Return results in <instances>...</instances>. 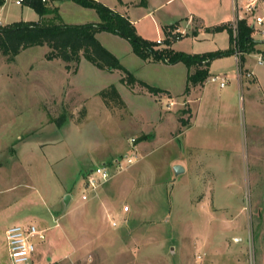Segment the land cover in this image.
<instances>
[{
  "label": "rangeland",
  "instance_id": "obj_1",
  "mask_svg": "<svg viewBox=\"0 0 264 264\" xmlns=\"http://www.w3.org/2000/svg\"><path fill=\"white\" fill-rule=\"evenodd\" d=\"M15 1L5 0L0 26L20 21L51 26L100 22L95 9L77 0H47L41 14ZM94 1L126 14L135 23L136 35L153 43L155 50L191 51V36L181 34L167 46L155 30L158 23L178 19V6L185 0H172L155 11L164 0ZM235 1L238 7L246 3ZM244 13L255 26L252 38L259 42L246 60L256 82L244 79L247 87L242 91L233 83L221 90L213 85L219 95L234 90L226 99L227 109L209 117L205 108L206 114L188 133L179 121H191L184 113L187 105L181 104L187 67L151 57L143 60L117 34L100 31L96 38L137 81L167 89L176 102L162 104V96L157 97L160 120L147 117L140 107L147 96L144 87L120 86L125 76L121 71H100L81 58L77 73L69 72L62 61L45 60L46 46L23 50L12 61L0 54V264H9L5 229L16 221L38 227L35 219L46 209L40 201L43 187L30 184L48 182L49 173L37 162L22 173L23 161L17 157V145L45 128H50L45 139H59L64 152L53 178L64 165L73 170L104 165L116 174L88 202L81 200L87 193L83 188H71L69 212L57 219L65 211L52 209L57 222H50L46 239L36 244L33 264H264V65L256 63L264 51V24L254 23L264 11ZM207 44L197 46L208 50ZM112 87L119 91V101L110 100ZM76 89L89 98L86 121ZM54 120L63 122L57 126ZM67 120L70 125H63ZM147 134L152 137L146 141ZM126 158L133 163L127 164ZM116 161L122 163L120 170ZM176 165L183 168L178 175Z\"/></svg>",
  "mask_w": 264,
  "mask_h": 264
},
{
  "label": "crops",
  "instance_id": "obj_2",
  "mask_svg": "<svg viewBox=\"0 0 264 264\" xmlns=\"http://www.w3.org/2000/svg\"><path fill=\"white\" fill-rule=\"evenodd\" d=\"M170 1L172 0L162 1L160 5H158L156 8H153L152 10L155 11L157 8H161L165 3H169ZM245 1L246 3L244 4L243 2H241V0H239V2H241V5L238 7L237 1L235 0H185V2L180 3V6H178V8L181 10V14L179 15L178 19L176 20L173 19V21H164L163 23H158L155 26L156 33L158 35L160 34L161 36H163V39L165 38V31L168 30V27L173 24L175 26L173 33H179V34H184L186 36H191L193 41L192 42L193 44L190 49L191 51L185 54L201 55L205 53H216V52L224 53L229 51L228 54H223L222 56L214 58L213 60L210 61L209 65L206 67V69L208 70V78L203 83L195 86L188 85L189 86L188 92H186V88H185L184 92L182 93L183 102L181 104L187 105L188 107V109L185 111V114L191 115V121L185 127L186 129L183 130L184 133H188L194 127V125L200 121V117L206 114L205 108L207 110L206 115L209 117L211 116L215 117L216 115L220 114L221 110L227 109L228 106L226 104V99L234 94L232 93L234 92V90H227L226 93L219 95L214 91L215 88L213 85H215L216 87H218V89L221 90V89H226L227 84L229 85L230 83H233L235 84L238 91H242L244 87H247V84L243 82L244 79H250V82L252 83L256 82V76L254 75L253 71H251V69L248 66H246V60L247 57L252 56V53L258 50L257 48L259 42L253 39L254 41L257 42L253 46L254 51L241 53L240 50L235 49L236 48L235 45L233 46V44H231L230 36L227 30H223L219 32H215L212 30L217 26L232 25L233 22L239 19L245 20L247 25H249L254 30L255 26L253 25L251 19L246 16L244 10L247 6H253L252 8L254 12L258 11L259 9L264 11V7L262 6L264 0H245ZM4 5H5V0H0V11L4 7ZM150 14L151 13L148 12V15ZM124 16L128 18L130 23L132 22L126 14H124ZM256 17H261V16L257 15ZM204 41L208 42L207 45L211 46L210 49L205 50L197 46L198 44H200V42H204ZM237 52H239L238 55ZM262 53H263L262 55H264V51ZM231 60H233L236 65L235 66L236 70L234 73H231L229 70L230 65L232 64ZM168 65H174V64H168ZM197 69L199 68L191 67L188 70V72L192 74ZM100 71H106V70H100ZM106 72H111V71H106ZM246 74H251V75L248 77L246 76ZM212 78H216L217 80L213 82ZM119 83L120 86L124 87L121 84L122 83L121 78L119 79ZM220 83H224V85L220 86ZM163 90H162L163 93H160L158 95H152L149 92L148 93L145 92V95L147 96L144 98V100L141 99L143 101L140 107L145 108L144 111L147 117H149V115H152L155 116L154 119L158 118L157 120H160V117H162L163 113L161 112V114H159V105L158 103L155 102L158 96H162L163 98L162 104L164 103V101L168 100L167 102L169 104H172L173 106L176 105V102L172 99V96L169 93V91H167V89H163ZM77 91L80 92L79 90ZM134 91H135L134 88L132 89V91H130V93L133 96L136 95L133 93ZM117 92L119 94L118 90ZM81 96L84 102L83 104L85 105L86 108V104L89 98L82 93ZM167 109L168 108H166V110ZM107 113L108 115L111 114L110 111H108ZM40 114L43 116L42 113ZM90 114H91L90 111L86 108L85 117L82 121H86V119L90 116ZM150 121H152V119H147L146 123H149ZM64 124L70 125V122L67 120L65 121V123H63V125ZM48 129L50 128L42 129L40 132L34 134L31 138L21 141L17 145V157L20 158V161H23V164L20 167L22 173L23 171H25V169H27V167L30 168L33 166L34 162H37V164H39L41 168L45 169V172L47 171L50 175L47 180L48 182H46V180L44 179L42 180L40 179L41 183L39 184L34 183V185L30 184V186H34V187H36V185L43 187V193H41L40 201L43 202L46 209L43 207V211L41 214L42 216H37V218L35 219V223L37 224L38 228L43 230H47L50 228L49 227V225L51 224L50 222L53 221L57 222L55 221L56 218L53 215L54 214L52 210L53 208L61 207L65 211V213L63 214L59 213L57 219L63 217V215L66 214V211L68 210L69 205L72 201V197H71L72 190L74 189L75 186H78L79 188H83L84 190L83 187L84 181L83 182L81 181L82 179L81 176L84 173L87 174L89 171L92 170L91 168L86 169V167H83L82 169L78 167L73 170L70 168V165L63 164L64 166H59L57 168L56 171L57 179L53 178V176H55L54 174L55 166H58L60 165V163H62L63 158L61 157L64 155V152L61 148L58 147V145L61 142L59 139L57 140L45 139L44 135L45 133L48 132L47 131ZM145 136L146 137L144 139L146 141L149 139V137H152L151 134H147ZM194 144L195 143H193L192 146ZM82 151L83 150H81L80 152L82 153ZM176 162L181 163L182 165L181 161H176ZM52 192L54 193L53 195ZM67 195L70 196V200L67 204H64L63 200ZM71 210H73V208ZM68 212L69 211H67V213ZM15 223L16 224L9 225L7 228L14 225H26L23 224V221H16ZM31 224L34 225L33 223ZM72 251L73 250H71V252L69 253H66L63 257H60V259H64L68 257L69 255L72 254Z\"/></svg>",
  "mask_w": 264,
  "mask_h": 264
},
{
  "label": "trees",
  "instance_id": "obj_3",
  "mask_svg": "<svg viewBox=\"0 0 264 264\" xmlns=\"http://www.w3.org/2000/svg\"><path fill=\"white\" fill-rule=\"evenodd\" d=\"M80 4L96 10L100 17L99 23H89L86 25H42L37 22H15L11 25L0 26V54L12 61L21 51L31 47L46 46L49 51L45 54L46 61L60 60L65 64V70L73 73L77 72L81 58H84L91 65L99 70H118L125 74L121 82L127 86L138 84L144 87L147 92L153 95L163 93L162 90L148 86L137 81L119 62L117 57L105 49L97 40L96 34L100 31H108L125 38L132 46L134 54L145 60L152 58L155 61H162L168 64L183 63L189 70L191 67H198L194 73L187 75L186 92L188 85H198L208 78L206 67L214 58L220 57L224 53H205L201 55H189L182 52H174L170 49L155 50L153 43L141 39L135 33L134 26L127 17L112 11L107 6L94 0H77ZM41 0H24L23 4L29 5L39 14L44 12ZM174 24L165 31L164 42L167 46L174 40L182 38L179 33H173ZM215 32L227 30L231 44H236L241 53L253 52V46L257 43L252 38L253 29L247 25L246 21H237V36L233 38L232 25L217 26L212 29ZM172 31V32H171ZM106 90L101 92L105 98ZM113 102L119 101L120 96L117 90L110 88ZM108 105V101L104 99ZM185 113V112H184ZM182 127L188 125V120H179ZM57 126H61L63 121L54 120Z\"/></svg>",
  "mask_w": 264,
  "mask_h": 264
},
{
  "label": "built area",
  "instance_id": "obj_4",
  "mask_svg": "<svg viewBox=\"0 0 264 264\" xmlns=\"http://www.w3.org/2000/svg\"><path fill=\"white\" fill-rule=\"evenodd\" d=\"M46 2L47 0H41ZM24 0H16L17 5H21ZM252 6H247L245 12H250ZM237 21L233 22V38L236 40L237 36ZM264 22V17H256L254 20L255 25L262 26ZM1 24V22H0ZM260 33L264 35V30H261ZM160 43V40L158 41ZM236 45V44H234ZM239 52H237V55ZM238 62V59H237ZM258 65H264V55H259L256 59ZM251 74H246L250 76ZM216 78H212V81H216ZM224 83H220V86H223ZM133 141V140H132ZM133 159L126 158L127 164H131ZM117 165V170H120L122 163L115 162ZM120 171H117L119 173ZM116 173L112 172L110 167L99 166L95 169H92L86 174L84 180V190L87 193H84L81 196L83 202H88L91 199H96L98 196L99 189L108 182ZM124 211H127V207L124 208ZM56 225H58L56 223ZM115 226V223H112ZM4 238L6 242V248L8 253L9 264H33V256L36 251V244L43 242L46 239L45 230L39 229L35 225H14L7 228L4 232Z\"/></svg>",
  "mask_w": 264,
  "mask_h": 264
},
{
  "label": "water",
  "instance_id": "obj_5",
  "mask_svg": "<svg viewBox=\"0 0 264 264\" xmlns=\"http://www.w3.org/2000/svg\"><path fill=\"white\" fill-rule=\"evenodd\" d=\"M173 171H174V173H175L176 175H178V174H180V173L183 172V168H182L180 165H176V166L173 167ZM69 200H70V196L67 195V196L64 198V200H63L64 204H67V203L69 202Z\"/></svg>",
  "mask_w": 264,
  "mask_h": 264
}]
</instances>
